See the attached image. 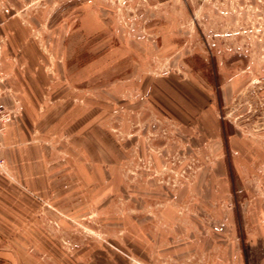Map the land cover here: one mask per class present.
<instances>
[{"label": "rangeland", "instance_id": "obj_1", "mask_svg": "<svg viewBox=\"0 0 264 264\" xmlns=\"http://www.w3.org/2000/svg\"><path fill=\"white\" fill-rule=\"evenodd\" d=\"M0 107V264H264V0H0Z\"/></svg>", "mask_w": 264, "mask_h": 264}, {"label": "crops", "instance_id": "obj_2", "mask_svg": "<svg viewBox=\"0 0 264 264\" xmlns=\"http://www.w3.org/2000/svg\"><path fill=\"white\" fill-rule=\"evenodd\" d=\"M12 127L8 128L1 138V145L3 146L5 142L8 143L9 137L12 135L10 133ZM9 130V132H8ZM11 134V135H10ZM231 148L234 143L231 139ZM245 150L238 151L236 148L235 152L231 155L230 164L233 171L236 175L240 177L241 180H249V177H253L256 173L257 175H262L264 179V141L254 145L252 142L248 141ZM250 144V145H249ZM234 149V148H233ZM9 155L13 156L14 150H8ZM263 189L264 186L262 185ZM264 191V190H263ZM264 194V192H263ZM259 202V200L257 201ZM256 204V203H255ZM251 204L247 205V211L251 213L250 221L247 224V227H251V239L250 241L256 243L261 241L264 244V202L261 204ZM264 254V248H263Z\"/></svg>", "mask_w": 264, "mask_h": 264}, {"label": "built area", "instance_id": "obj_3", "mask_svg": "<svg viewBox=\"0 0 264 264\" xmlns=\"http://www.w3.org/2000/svg\"><path fill=\"white\" fill-rule=\"evenodd\" d=\"M11 118V112L0 107V151L2 149L1 138L6 130L8 123L11 121ZM2 164L3 160L0 157V167H2Z\"/></svg>", "mask_w": 264, "mask_h": 264}]
</instances>
